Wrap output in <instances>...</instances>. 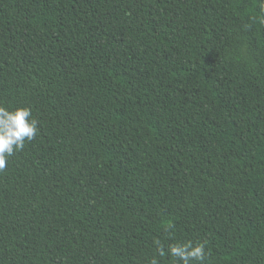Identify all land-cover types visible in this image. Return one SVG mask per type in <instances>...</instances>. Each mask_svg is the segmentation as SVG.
Instances as JSON below:
<instances>
[{
  "label": "trees",
  "instance_id": "1",
  "mask_svg": "<svg viewBox=\"0 0 264 264\" xmlns=\"http://www.w3.org/2000/svg\"><path fill=\"white\" fill-rule=\"evenodd\" d=\"M0 264H264V0H0Z\"/></svg>",
  "mask_w": 264,
  "mask_h": 264
},
{
  "label": "clouds",
  "instance_id": "2",
  "mask_svg": "<svg viewBox=\"0 0 264 264\" xmlns=\"http://www.w3.org/2000/svg\"><path fill=\"white\" fill-rule=\"evenodd\" d=\"M39 133L38 121L32 117L30 108L9 109L0 105V172L7 168L8 158L22 151L26 142H31ZM159 255H169L176 264H205L206 242L193 244L192 241L178 243L165 249L156 241ZM150 264H159L156 258Z\"/></svg>",
  "mask_w": 264,
  "mask_h": 264
}]
</instances>
